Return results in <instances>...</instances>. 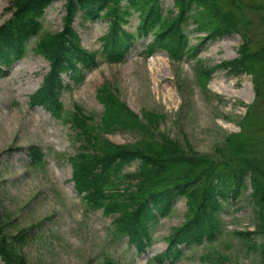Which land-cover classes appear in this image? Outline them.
<instances>
[{
  "label": "rangeland",
  "instance_id": "374dc122",
  "mask_svg": "<svg viewBox=\"0 0 264 264\" xmlns=\"http://www.w3.org/2000/svg\"><path fill=\"white\" fill-rule=\"evenodd\" d=\"M8 1L0 0V24L9 17ZM242 1L259 7L243 12L251 22L250 34L263 36L264 0ZM159 6L164 15L176 11L171 0H159ZM63 16V0L51 1L43 10L40 34L61 30ZM136 23L137 12H131L123 27L133 31ZM107 24L105 17L73 16L71 28L81 47L95 53L98 65L75 85L61 74L62 84L68 86L59 93V117L29 99L48 71L46 59L34 51L37 37L28 40L19 60L0 72V214L8 234L26 232L16 247L26 264H169L156 256L165 249L172 227L183 221V198L176 199L171 212L158 219L149 246L137 252L114 228L113 215L89 208L71 181L70 160L80 151V142L76 139L79 130L69 118L77 106L79 112L74 115L79 118L81 114L85 128L98 124L103 112L98 96L102 85L139 121L145 123L144 115L149 121L154 119V130L184 139L198 153L210 154L227 134L238 133L242 126L243 138L255 144L264 140V97L254 96L256 83L264 88V78L259 77L264 76V61L252 74L218 66L237 56L239 34L208 39L204 32L193 30L195 22L189 18L183 29L188 45L194 47L193 56L171 61L165 51L157 49L145 57L148 34L136 37L120 62L107 63L99 53ZM95 133L117 145L139 139L123 130ZM29 145L42 153L41 162L34 166L28 163ZM249 193L246 185L237 200L222 205L218 212L221 234L215 241L181 246V257L172 264H258L262 237L254 233L244 239L235 233L255 230Z\"/></svg>",
  "mask_w": 264,
  "mask_h": 264
},
{
  "label": "trees",
  "instance_id": "16d2710c",
  "mask_svg": "<svg viewBox=\"0 0 264 264\" xmlns=\"http://www.w3.org/2000/svg\"><path fill=\"white\" fill-rule=\"evenodd\" d=\"M51 1H8L5 10L9 17L0 24V72L19 60L28 40L37 37L34 51L46 59L48 71L29 99L54 117H59V93L68 86L62 84L61 74L67 75L75 85L98 65L95 53L81 47L71 28L76 13L90 20L108 19L106 32L100 36L99 50L107 63L120 62L132 41L148 34L151 39L145 44V57L157 49L165 51L171 61L193 56L194 47L188 45L183 29L189 18L195 22L193 30L204 32L208 39L232 32L239 34L237 56L218 66L233 73L252 74L262 65L259 62L264 61V35L250 34L251 22L243 12L259 7L242 0H171L176 11L167 15L162 13L159 0H63L61 30L40 34L42 13ZM131 12H137L133 31L123 27ZM259 77L264 78L263 74ZM105 87L102 85L98 91L103 106L98 124L92 129L85 128L81 114L79 118L74 115L79 112L77 106L69 118L71 125L79 130L76 139L80 142V151L70 160L71 181L84 203L113 215L116 231L126 236L137 252H143L150 244L158 219L171 212L176 199L183 198V221L172 227L165 249L156 256L172 264L181 257V246L215 241L222 228L218 212L224 203L237 200L247 185L254 206L255 230L235 233L244 239L254 233L262 237L258 264H264V140L255 144L243 138L242 126L238 133L227 134L210 154H201L192 150L184 139H172L154 130V119L149 121L144 115L145 123L139 121ZM254 96L264 97V88H259L257 83ZM96 130L128 131L139 139L130 145H117L99 136ZM26 153L30 165L41 162L42 153L37 146L29 145ZM132 164L134 168L126 170ZM121 183L124 186L119 189ZM25 236L26 232L8 234L0 214L2 264H26L16 250Z\"/></svg>",
  "mask_w": 264,
  "mask_h": 264
},
{
  "label": "bare ground",
  "instance_id": "6f19581e",
  "mask_svg": "<svg viewBox=\"0 0 264 264\" xmlns=\"http://www.w3.org/2000/svg\"><path fill=\"white\" fill-rule=\"evenodd\" d=\"M216 35V34H215ZM218 35V34H217ZM228 35V34H227ZM222 37V36H221ZM225 37V36H224ZM213 39V38H212Z\"/></svg>",
  "mask_w": 264,
  "mask_h": 264
}]
</instances>
